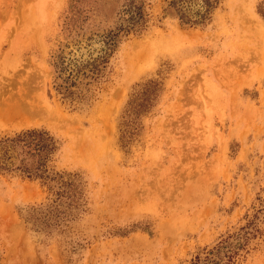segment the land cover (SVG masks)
I'll return each mask as SVG.
<instances>
[{
	"label": "rangeland",
	"instance_id": "rangeland-1",
	"mask_svg": "<svg viewBox=\"0 0 264 264\" xmlns=\"http://www.w3.org/2000/svg\"><path fill=\"white\" fill-rule=\"evenodd\" d=\"M169 1L143 0L144 31L120 36L96 79L79 74L62 100L53 63L66 74L102 57L95 34L112 21L90 17L66 39L67 0H0V139L46 131L48 169L76 185L67 206L53 183L0 172V264H191L264 208V0H208L192 27ZM204 1L183 9L197 17ZM150 83L124 134V109ZM48 205L64 221L26 222ZM259 228L234 264H264Z\"/></svg>",
	"mask_w": 264,
	"mask_h": 264
},
{
	"label": "trees",
	"instance_id": "trees-1",
	"mask_svg": "<svg viewBox=\"0 0 264 264\" xmlns=\"http://www.w3.org/2000/svg\"><path fill=\"white\" fill-rule=\"evenodd\" d=\"M182 1L170 0L167 4L168 8L174 11L180 24L192 27L204 23L209 11L208 0L204 1V6L200 12L196 13L197 17H190L185 13ZM61 17V31L66 35V39L83 36L84 32L88 30L85 27L88 20L92 21L90 17L102 23L108 22L109 19L113 24L111 28L108 27L100 34H95L102 42L100 50L102 57L94 58L81 68H77L75 71L70 70L66 74L62 73L64 68L59 67L56 62L53 63L56 74L53 80V89L62 100L75 99L78 94L74 93L72 88L75 87L78 75L80 74L83 79H96L117 39L128 34L139 35L144 31L147 21L143 12V0H67ZM88 38L90 39V37ZM82 69L87 70L82 72ZM154 88V84L150 83L143 89L140 97L133 98L128 102L123 115L127 119L131 117L130 129L123 131L124 134L133 135L136 129L134 117L146 110L148 102L154 94ZM56 151V141L46 131L21 130L11 137L0 139V172L17 171L27 179L41 181L48 190H51L53 186L51 183H53L56 185L53 195L57 197L58 201L61 198L66 200L68 206L70 203H74L76 185L72 176L52 173L53 171L48 169L47 164ZM8 152L14 155H8ZM35 213L38 216L32 214L30 218L29 216L26 218V222L31 224L30 219H32V227H34V223H39L45 229L60 224L67 216L63 211L56 210L53 205H48L42 211L38 210ZM261 223H264V208L255 211L237 232L220 239L213 248L204 253L202 258L195 256L191 264H234L242 254L246 253L249 242L260 233L259 224Z\"/></svg>",
	"mask_w": 264,
	"mask_h": 264
}]
</instances>
